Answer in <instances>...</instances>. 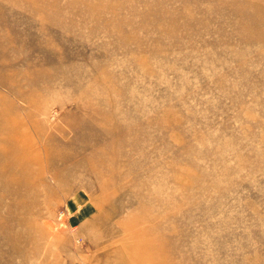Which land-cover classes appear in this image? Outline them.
<instances>
[{"label": "rangeland", "instance_id": "1", "mask_svg": "<svg viewBox=\"0 0 264 264\" xmlns=\"http://www.w3.org/2000/svg\"><path fill=\"white\" fill-rule=\"evenodd\" d=\"M0 264H264V0H0Z\"/></svg>", "mask_w": 264, "mask_h": 264}]
</instances>
